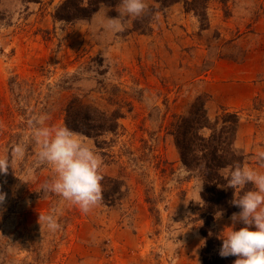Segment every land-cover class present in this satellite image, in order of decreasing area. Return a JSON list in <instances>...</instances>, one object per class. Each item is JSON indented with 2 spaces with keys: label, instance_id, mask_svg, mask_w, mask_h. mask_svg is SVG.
<instances>
[{
  "label": "rangeland",
  "instance_id": "rangeland-1",
  "mask_svg": "<svg viewBox=\"0 0 264 264\" xmlns=\"http://www.w3.org/2000/svg\"><path fill=\"white\" fill-rule=\"evenodd\" d=\"M62 1L0 0V156L11 163L0 173V264H201L202 180L183 165L172 123L204 94L212 119L223 107L239 112L236 145L260 166L264 0H209L207 28L186 0H146L144 14L112 34L92 18L116 16L118 4L66 21L54 17ZM74 98L122 112L116 132H77L100 157L102 192L109 179L125 183L120 198L87 213L44 190L55 172L38 162L28 124L66 125ZM52 210L54 232L39 222ZM220 215L218 233L232 216Z\"/></svg>",
  "mask_w": 264,
  "mask_h": 264
},
{
  "label": "clouds",
  "instance_id": "clouds-1",
  "mask_svg": "<svg viewBox=\"0 0 264 264\" xmlns=\"http://www.w3.org/2000/svg\"><path fill=\"white\" fill-rule=\"evenodd\" d=\"M146 8V0H119L118 14L109 16L106 12H98L92 18V27L103 34L118 33L123 30L126 19L140 17ZM45 121L43 116H34L28 121L31 138L38 149V162L51 166L55 172L44 190L87 213L103 198L100 157L72 128L48 125ZM254 157L259 167L235 162L221 172L226 181L224 187L234 189L231 203L240 209L232 214L231 224L224 226L217 235L222 241L219 254L237 257L234 264H264V150L257 151ZM9 165V158L0 156V173H6ZM6 195L0 191V204ZM39 222L42 228L46 226L52 232L60 228L55 210L40 213ZM237 224L243 226L237 228Z\"/></svg>",
  "mask_w": 264,
  "mask_h": 264
},
{
  "label": "trees",
  "instance_id": "trees-1",
  "mask_svg": "<svg viewBox=\"0 0 264 264\" xmlns=\"http://www.w3.org/2000/svg\"><path fill=\"white\" fill-rule=\"evenodd\" d=\"M157 1L167 6L174 0ZM208 1H185L187 10L195 12L202 28L209 25L206 11ZM101 4L113 8L119 4V0H63L57 5L54 17L66 21L89 19ZM206 100V95L199 94L189 111L178 116L172 123V134L183 165L202 180L200 192L205 212L204 222L199 228L204 237L201 264H229L236 257H222L219 254L222 242L217 238L218 230L213 222L219 213L231 215L240 211L238 206L231 203L234 189L224 187L226 181L221 172L235 162L246 163V154L236 145L241 116L238 111L223 107L221 114L212 119ZM121 116L120 110L109 113L74 98L67 108L65 123L76 132L98 138L106 132H116ZM109 180L111 185L106 186L102 193L105 201L114 202L124 194L121 187L125 183L116 178Z\"/></svg>",
  "mask_w": 264,
  "mask_h": 264
}]
</instances>
